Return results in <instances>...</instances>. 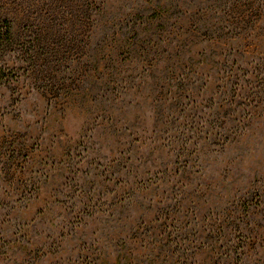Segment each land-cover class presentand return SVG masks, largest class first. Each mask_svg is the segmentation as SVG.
<instances>
[{
	"label": "rangeland",
	"instance_id": "374dc122",
	"mask_svg": "<svg viewBox=\"0 0 264 264\" xmlns=\"http://www.w3.org/2000/svg\"><path fill=\"white\" fill-rule=\"evenodd\" d=\"M4 21L0 264H264V0Z\"/></svg>",
	"mask_w": 264,
	"mask_h": 264
},
{
	"label": "trees",
	"instance_id": "16d2710c",
	"mask_svg": "<svg viewBox=\"0 0 264 264\" xmlns=\"http://www.w3.org/2000/svg\"><path fill=\"white\" fill-rule=\"evenodd\" d=\"M2 29L0 31V38L3 40H10L11 39V27H10V23L8 21H4L2 23ZM3 30V33H2Z\"/></svg>",
	"mask_w": 264,
	"mask_h": 264
}]
</instances>
